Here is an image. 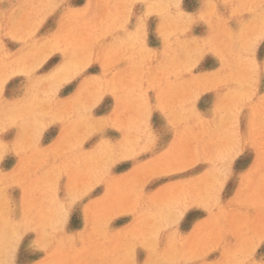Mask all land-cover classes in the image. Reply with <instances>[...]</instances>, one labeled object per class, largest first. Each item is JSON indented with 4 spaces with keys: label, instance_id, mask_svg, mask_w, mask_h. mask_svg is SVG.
<instances>
[{
    "label": "rangeland",
    "instance_id": "rangeland-1",
    "mask_svg": "<svg viewBox=\"0 0 264 264\" xmlns=\"http://www.w3.org/2000/svg\"><path fill=\"white\" fill-rule=\"evenodd\" d=\"M230 20L241 22L239 37L232 41V65L240 72H231L230 105L225 112L224 106L217 107L208 128L206 98L194 105L207 85L206 58L201 46L194 48V29L212 24L216 34L222 33V24ZM262 33L264 0H0V109H13L20 83L29 81L39 93L38 113L48 115L73 82L65 72L87 69L92 96L86 105L87 127L99 142L87 147L81 210L74 206L79 196L73 167L47 165L46 153L34 178L17 181H33L20 208L16 200L0 201V264H264V138L257 136L264 122L255 104L264 72L253 50ZM175 42L188 76L180 95L177 139L158 141L159 129L168 133L166 126L146 120L159 115L146 106L147 90L139 82L151 76L147 73L140 78L134 73V87L123 95L132 96L129 103H134V138L122 130L112 134L102 120L113 129L115 117L102 112L107 94L99 86L102 76L90 77L96 72L92 67L104 60L111 64L117 53L129 64V50L147 48H154L149 55L158 64V45L164 62L174 55ZM139 56L142 62L143 54ZM195 61L204 82L198 91ZM50 65L54 69L48 70ZM160 92L164 98L175 93ZM166 109L175 115L174 103ZM242 109L251 112L247 136H240ZM224 119L225 138L218 131ZM8 121L2 111L0 130ZM146 126L151 139L143 136ZM128 153L139 164L121 159ZM1 157V165L13 161ZM63 179H70L64 191ZM63 193L65 202L59 200ZM142 197L146 202L138 201Z\"/></svg>",
    "mask_w": 264,
    "mask_h": 264
},
{
    "label": "crops",
    "instance_id": "crops-1",
    "mask_svg": "<svg viewBox=\"0 0 264 264\" xmlns=\"http://www.w3.org/2000/svg\"><path fill=\"white\" fill-rule=\"evenodd\" d=\"M240 23L239 21H226L222 24V33L217 34L214 32L212 24L207 25L205 29H194V43H196L194 44V48L200 46L202 48L200 55L206 58L205 74L207 80L205 96L204 94L196 95L194 105H196L198 100L206 98L205 111L208 115V118H206L208 128H211V123L215 120L217 107L224 106L223 111L225 112V107L230 105L232 85V76L230 74L231 72H240V67L232 65V41H235L239 37L237 31ZM129 25L134 24L130 21ZM246 37H249V35ZM175 43L173 49L174 55H171L169 60L164 58V62H162L161 45H158L160 48L157 57L158 64L152 62V58L149 55L154 48L152 50L151 48H147L148 50H129L126 56L128 61L130 60L129 64L122 63L119 59L122 55L117 53L114 55V58H111V64L107 60H104L101 63L96 62L92 67L96 72H93L90 77L102 76L99 86L105 88L107 94V98H102V103H100L102 112L115 117L113 129H110V123H108L105 117L102 120L104 127L108 126V130L113 132L112 134H116L114 130H122L125 137L134 138L135 129L130 124V121H134V115H136L134 103L132 101V103H129L132 96L124 97L123 95L133 89L134 73H136L137 78H140L143 73H147V75L150 74L151 76L140 78L139 82L142 89L147 90L146 101L148 105L146 106L154 112L157 110L159 115L158 119L149 117L146 120L151 122L159 121V123L166 126L168 133L159 129L158 141L166 144V142L170 141V138L177 139L182 130V102H180V95L182 94L183 86L187 84L186 80L188 76L184 75L182 69V48L179 47L177 42ZM253 50L256 53V61L259 63L260 73H263L264 33L256 36ZM153 51L155 52V50ZM141 53L144 57L142 62L139 61ZM64 63H66V60ZM50 69H54V66H48V70ZM72 69L70 68L69 72H65V77H72L70 79L73 82H70L68 87L63 89L64 91L66 90L63 98L56 100L57 97L53 95L56 103L52 107H55V109H51L48 115L38 113L41 110L38 108L39 93L34 91L36 89L35 83L29 81L20 83V88L15 92L18 96L15 102L18 104L12 105L13 109H8V106H5L2 110L0 109V117L2 116V111H4L9 120L7 122L8 126L0 130L1 160L8 156L13 158V161H10L9 165H1L0 163V179H3V181H0V191L4 195L0 197V201L16 200V208H20L19 203H22V198H26L27 190H32L33 181L28 180L26 185L22 183L17 185V181L19 182L20 178H34L36 176V166L45 164L40 159L41 155L46 153L49 157L47 165H70L73 167L75 185L78 186L79 196L76 199L78 204L74 206L78 205L81 210V205L86 202L83 192H86L87 147L90 146L93 149L99 142L93 134L88 132L89 128L87 127V99L92 98L91 87L86 83V73H88V70ZM96 73H100V75ZM106 73L110 74L112 85L109 83ZM198 73H200V70L196 68L195 61L194 91L200 90V85L204 83L198 79ZM260 81V87L262 88L260 91L261 96L258 97L259 93H257V97L261 99L255 104H258L262 112L261 121L264 122V76L260 78ZM163 90H173L175 93L166 96V99L164 98ZM245 95L247 96L246 93ZM124 99L127 100L126 104H123ZM168 101L174 103L175 115L173 116L168 115L166 109L169 105ZM8 102L12 103L14 101ZM247 113L251 112H245L243 109L240 112V136L248 135L249 118ZM242 115H245L244 118L241 117ZM223 121V129L218 131H222L223 134H219V136L225 138L229 134L225 130L226 120L224 119ZM143 131V136L151 139L152 132L150 126H146ZM259 132L257 136L264 138V125L260 128ZM109 135L111 137L110 133ZM99 141L104 144V141ZM120 144L124 145L123 143ZM118 156H122V154H118ZM121 159L130 161L129 165L139 164L138 160L134 159L133 153L123 155ZM158 166L160 165H148L149 168H156ZM14 180H16V183H14ZM69 182L70 179L67 181L63 179L59 182L63 191ZM59 198L63 202L67 201L64 193ZM143 198L138 199V201L146 202ZM48 205L47 207H49ZM6 208L9 209V207ZM72 215L74 214H69L68 216ZM78 216L81 215L79 214Z\"/></svg>",
    "mask_w": 264,
    "mask_h": 264
},
{
    "label": "bare ground",
    "instance_id": "bare-ground-1",
    "mask_svg": "<svg viewBox=\"0 0 264 264\" xmlns=\"http://www.w3.org/2000/svg\"><path fill=\"white\" fill-rule=\"evenodd\" d=\"M142 70V69H141ZM123 72V71H122Z\"/></svg>",
    "mask_w": 264,
    "mask_h": 264
}]
</instances>
